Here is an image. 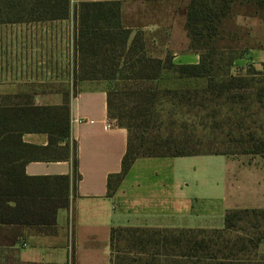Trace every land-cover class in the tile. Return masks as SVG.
I'll list each match as a JSON object with an SVG mask.
<instances>
[{
    "label": "trees",
    "instance_id": "16d2710c",
    "mask_svg": "<svg viewBox=\"0 0 264 264\" xmlns=\"http://www.w3.org/2000/svg\"><path fill=\"white\" fill-rule=\"evenodd\" d=\"M235 1L239 0H189L186 29L190 49L201 54L200 64L189 65L174 64L171 55L161 58L150 54L145 32L136 31L133 35V30L123 25L121 1L81 2L76 7L75 77L109 80V117L129 131L122 170L108 178L109 196L115 195L139 157L204 153L264 155V139L253 131L246 139L234 140L238 145L230 147L242 149L233 151L200 150L196 149L204 146L200 137L197 136L198 144L192 141L196 130L205 136L214 127L221 128L222 121L217 116L223 114L222 107L227 106L228 113L237 108L236 113H244L246 120L252 118L255 123L264 108V69L249 65L247 73L233 72L234 62L243 58L248 49L241 56L231 54L225 60L229 48L221 42L226 38L223 22ZM255 1L264 4V0ZM71 11V0H0V23L68 19ZM165 73L182 78H206L207 82L167 88L162 94L155 83ZM163 96L172 100L173 107L167 114H163L164 108H159ZM160 116L168 118L169 126L179 123L183 132L177 137H156L152 143L183 149L160 152L149 145L150 139L143 133L153 129L152 124H159ZM228 120L243 129L242 120L238 123ZM25 133H47L49 143L46 146L27 143L23 138ZM70 138L69 97L61 105H36L29 95H0V245H14L24 235L25 228L45 234L56 232L58 211L69 207L71 202V175H29L26 166L33 160H69L72 151L76 175L77 144L71 145ZM252 218L264 220V209L228 210L223 229L113 227V251H137L143 255L138 259L146 257L145 264H160L159 255L177 264H264V258H259L257 253L264 233L258 232L254 237L238 235L236 240L231 236L232 231L242 229L238 226L240 221L248 222ZM122 240L127 250L118 251L117 245Z\"/></svg>",
    "mask_w": 264,
    "mask_h": 264
},
{
    "label": "crops",
    "instance_id": "0c3cea01",
    "mask_svg": "<svg viewBox=\"0 0 264 264\" xmlns=\"http://www.w3.org/2000/svg\"><path fill=\"white\" fill-rule=\"evenodd\" d=\"M108 1L122 2V22L133 35L142 29L139 26L149 31L145 34L153 56L171 55L176 65L201 62V54L190 49L186 29L189 0H71L68 19L0 23V95H29L36 105H61L69 97L70 142L77 144L78 159L76 175L72 151L69 160H33L27 164L29 175H71V202L58 211L54 234L25 228L14 245H0V264H115L113 227L223 229L228 210L264 209L261 154L139 157L115 195H108L109 176L122 170L129 131L109 117V80L76 79L72 57L76 7L81 2ZM152 2H185L184 16L180 22L169 24L144 22L147 17L140 10ZM156 14L158 18L162 15ZM131 20L141 23L138 26ZM260 20L255 17V23ZM263 62L264 42L249 48L234 62L233 69L246 70ZM56 82L77 84L68 92L46 90L45 84ZM159 82L181 88L186 83L206 84L207 79L165 73ZM23 138L40 146L49 143L47 133H25ZM259 248L264 254V239Z\"/></svg>",
    "mask_w": 264,
    "mask_h": 264
},
{
    "label": "rangeland",
    "instance_id": "374dc122",
    "mask_svg": "<svg viewBox=\"0 0 264 264\" xmlns=\"http://www.w3.org/2000/svg\"><path fill=\"white\" fill-rule=\"evenodd\" d=\"M186 8V3L185 2H152L149 4L147 7L143 6L141 8V12L145 14V17L143 18V21L146 22L148 20L152 21H157V22H163L166 24H169L173 21L180 22L181 16L184 14V9ZM156 12L161 13V17L158 18V15ZM184 16V15H183ZM175 17V18H173ZM255 17H258L262 20H264V4H261L258 1H249V0H239L235 1L231 4V9L230 13L228 14V17L224 20L223 22V28L224 32L226 33L225 40L221 41L222 44L227 45L229 49H227V52L225 56L228 59V57L232 55H237L241 56L242 53L244 52L245 49H249L251 47H258L261 45V43L264 42V30L262 28V20L259 21V23H255ZM131 23L137 24L138 26L140 25L139 21L137 20H131ZM140 30H137L138 32L142 31L148 34L149 31L143 30L144 27L139 26ZM76 29V34H77V24L75 26ZM222 31V32H223ZM136 33V32H135ZM156 34V33H155ZM158 35V34H157ZM160 36V33H159ZM76 39V37H75ZM229 55V56H228ZM73 60L77 61V51L76 47L72 53ZM241 59V58H240ZM257 70H263L264 66L263 64H259L257 66H254ZM247 69V68H246ZM234 73H247V70H244V68H234L233 69ZM262 75V74H261ZM260 75V76H261ZM264 76V74L262 75ZM77 84V83H76ZM73 83H68V82H61V83H50V84H45L46 85V90L49 91H73L75 90V85ZM157 87L160 88V92L163 94L164 90L167 88H171L168 86H174L173 84H161L155 83ZM177 86V85H176ZM175 88V87H172ZM162 90V91H161ZM162 105L159 107L160 109L164 108L163 114H167V110L169 108H172V100L167 99L166 96H163L162 98ZM161 104V103H160ZM219 108V107H218ZM224 112L221 116H217L218 119H220L222 125L221 128H216L214 127V130H212L209 135H204L201 130H196L194 132L195 136L192 138V141L196 144H198V138L197 136L200 137L201 144L204 146L201 147H196V149L200 150H206V151H233L234 149H242L239 147H230V146H235L238 138H248V133L250 131H253L257 137L264 139V108L262 109L261 113H258L256 116L257 123L253 122L254 119L248 118L247 120L244 117V113H236V109L233 111H230L229 113V108L227 106L222 107ZM259 110V108L257 107ZM229 119H232L234 122H239L240 120L243 121V129H240L236 123H230ZM179 120V119H178ZM159 124L155 123L152 124L151 127L153 129H150V131H146L143 133L146 137L150 139L147 142L150 143L149 145L152 146L154 149L160 152H168V151H176L178 149H183V148H177L174 145H163L162 143H152L153 139L156 137H163L165 136L169 137L170 135L177 137L178 135H181L180 132L182 133V130H179V123L176 124V126H169L168 125V118L166 116H160V119L157 121ZM161 123V124H160ZM262 125V126H260ZM143 127H145L143 125ZM142 129V128H141ZM140 129V130H141ZM155 129V130H154ZM143 130V129H142ZM141 130V132H142ZM158 130V131H157ZM175 130V131H173ZM199 133V135H197ZM140 135V132H138ZM213 135V136H212ZM179 138V137H178ZM182 139V138H181ZM198 141V142H197ZM238 145V143H237ZM236 145V146H237ZM240 145V143H239ZM193 149V150H196ZM240 230H235L232 231L231 236L234 240H236L238 235H252L257 236L258 232L264 233V220L261 219H251V221H240L239 225ZM117 249L122 250H127L126 249V244L124 240L121 241L119 245H117ZM261 249H258V257L262 258V253H260ZM117 256V257H116ZM116 263L118 264H145L144 260L146 257L143 259H138L140 258V254L137 251L130 252V253H125V251H119L116 252ZM142 258V257H141ZM177 264L176 262L173 261V259H167L161 258L160 264ZM179 264V263H178Z\"/></svg>",
    "mask_w": 264,
    "mask_h": 264
},
{
    "label": "built area",
    "instance_id": "2783aa9c",
    "mask_svg": "<svg viewBox=\"0 0 264 264\" xmlns=\"http://www.w3.org/2000/svg\"><path fill=\"white\" fill-rule=\"evenodd\" d=\"M108 127H112V124H111V123H109V124H108Z\"/></svg>",
    "mask_w": 264,
    "mask_h": 264
}]
</instances>
